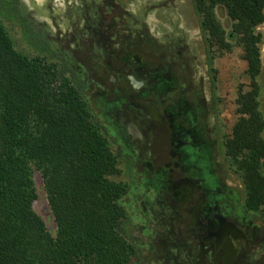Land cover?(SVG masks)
Instances as JSON below:
<instances>
[{
	"label": "trees",
	"instance_id": "1",
	"mask_svg": "<svg viewBox=\"0 0 264 264\" xmlns=\"http://www.w3.org/2000/svg\"><path fill=\"white\" fill-rule=\"evenodd\" d=\"M192 1L208 50L215 108L218 55L238 47L247 64L249 83L239 88L237 121L223 149L244 186L247 211L264 220L258 31L264 0ZM15 18L34 32L18 0H0V264H136L138 247L127 233L123 204L129 186L115 180L121 174L119 156L87 85L65 61L49 58L57 55L47 41L39 44V55L21 50L7 27ZM35 172L44 182L56 236L34 209Z\"/></svg>",
	"mask_w": 264,
	"mask_h": 264
},
{
	"label": "rangeland",
	"instance_id": "2",
	"mask_svg": "<svg viewBox=\"0 0 264 264\" xmlns=\"http://www.w3.org/2000/svg\"><path fill=\"white\" fill-rule=\"evenodd\" d=\"M19 3L21 12L34 25V32H29L19 19L8 21L16 45L34 56L41 53V41H47L57 55L49 58L65 61L79 74L94 108L105 116L118 136V140L113 137L111 142L113 152L118 156L117 143L126 142V153L139 160L141 191H133V196H137L136 201L133 199L135 205L143 201L145 182L147 190L150 185L153 191L158 188L155 196L151 194L145 221L138 219L127 227L128 233L142 245L140 264H164L171 252L180 257L178 262L168 264H224L213 250L204 252L199 242L190 240V218L187 212L171 205L170 193L165 188L180 178L174 171L176 160L172 156L179 140L174 128L185 126L192 119L207 127L218 170L223 175L228 172L223 142L231 136L237 121L239 88L249 83L242 50L235 47L232 53L218 55L215 61L216 110L220 115L215 119L208 50L192 0H19ZM219 15L223 24L230 26L226 14L219 11ZM258 31L263 35V71L259 81L264 114V24ZM119 160L121 174L115 180L128 183L126 165L120 157ZM34 180L38 193L34 209L56 236V223L39 172H35ZM228 185L243 201L245 189L240 181L229 175ZM256 219L248 218L246 225L252 222L259 225L263 241L249 244L233 264H264V223Z\"/></svg>",
	"mask_w": 264,
	"mask_h": 264
},
{
	"label": "flooded vegetation",
	"instance_id": "3",
	"mask_svg": "<svg viewBox=\"0 0 264 264\" xmlns=\"http://www.w3.org/2000/svg\"><path fill=\"white\" fill-rule=\"evenodd\" d=\"M179 113H182V109ZM100 116L111 135L112 141H114L113 137L118 140V136L112 132L110 123L107 122L105 116L101 114ZM213 116L218 119L215 107L213 108ZM199 121L192 119L186 121L185 126L181 124L174 128V133L178 135L179 140L174 145L176 152L172 156L176 160L174 171L178 173L180 178L167 185L165 192L170 193L171 205L178 208L179 211L181 209L182 212H187L190 218V230L192 231V234L188 236L190 240L199 242L204 252L213 250L214 254L219 255L220 262L233 264L249 244L254 241H263L261 240V234H259V232L261 233V227L253 224V222L250 226H247V219L254 217L261 223H264V220L258 213L247 211L245 206L246 192L242 201V198L237 196V193L229 187V175L236 177L239 181L240 179L233 174L228 164V172L224 175L220 173L213 140L207 133V127L200 124ZM117 145L119 147L118 156L127 168L128 183L126 184L129 189L123 200L128 212L127 230L128 225L136 224L138 219L145 221V218L148 217L146 213L150 212L151 194L154 193L155 196L158 188L156 187V190L153 191L150 189L152 188L150 185L147 190V182H145L143 201H140L137 206L135 205L134 201H136L137 196H133V191L135 189L141 191L139 184L142 177L137 171L140 163L135 156L126 153L128 147L126 142L122 143L120 141ZM130 163L132 168L129 167ZM146 208H149V210H146ZM251 226L253 228H250ZM129 236L137 244L136 264H140L142 245L134 235L129 234ZM172 248L177 249L175 244H172ZM179 257V254L171 252L165 257L163 263L178 262Z\"/></svg>",
	"mask_w": 264,
	"mask_h": 264
}]
</instances>
